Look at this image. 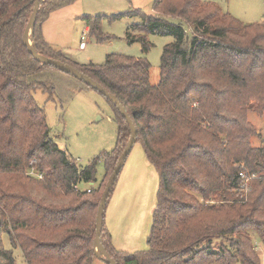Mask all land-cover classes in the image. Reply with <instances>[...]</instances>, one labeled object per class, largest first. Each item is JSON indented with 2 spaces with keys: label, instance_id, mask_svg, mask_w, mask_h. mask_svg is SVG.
Masks as SVG:
<instances>
[{
  "label": "trees",
  "instance_id": "obj_1",
  "mask_svg": "<svg viewBox=\"0 0 264 264\" xmlns=\"http://www.w3.org/2000/svg\"><path fill=\"white\" fill-rule=\"evenodd\" d=\"M32 1L0 0V264H15L3 235L25 264H92L104 190L90 184L99 163L107 183L130 128L105 98L117 125L115 148L83 168L50 138L33 93L52 100L58 81L71 94L92 89L28 52L23 33ZM75 1L40 4L35 52L70 65L117 98L136 127L135 144L158 176L148 248L115 250L103 221L100 238L108 257L116 264H264V146H252L259 135L248 121L249 112L264 118V21L243 24L202 0H156L155 15L130 13L141 22L126 40L141 44L144 55L151 49L148 35L174 39L163 48L154 86L145 57L109 54L102 65L78 64L46 44L42 24ZM103 17L83 18L98 43L109 39L100 31ZM242 171L255 176L246 196L239 192ZM77 185L87 188L75 190Z\"/></svg>",
  "mask_w": 264,
  "mask_h": 264
},
{
  "label": "rangeland",
  "instance_id": "obj_2",
  "mask_svg": "<svg viewBox=\"0 0 264 264\" xmlns=\"http://www.w3.org/2000/svg\"><path fill=\"white\" fill-rule=\"evenodd\" d=\"M156 0H76L72 4L52 12L42 24L43 39L50 48L71 56L79 64L102 65L106 55L118 54L132 58H146L150 64L149 81L151 85L159 81L160 57L164 46L174 42L172 37L148 35L151 49L144 55L139 43L129 44L126 34L130 27L139 24L138 11L145 15H155ZM219 7L243 24L264 21V0H202ZM126 13H129L126 15ZM126 15L110 20L114 15ZM103 17L100 31L109 39L98 43L89 33H83L86 24L84 17ZM108 16V17H107ZM172 23H179L169 19ZM187 34L190 29L186 27ZM86 38L85 46L80 48L81 36ZM30 43L34 48L32 36ZM67 54V55H66ZM56 98L50 100L40 90L33 93L36 104L43 109L50 138L77 162L79 168L85 167L103 152L115 148L117 125L114 112L99 93L87 89L70 92L62 82L56 83ZM248 121L254 125L258 136L251 139L253 147L264 146V118L252 112ZM30 175H34L29 172ZM97 181L90 187L102 192L105 184L103 165L97 168ZM108 180V179H107ZM80 188L86 189L87 185ZM89 188V187H88ZM158 176L149 164L142 146L133 145L122 167L104 212L105 228L110 234L112 247L117 251L136 253L145 251L150 234L152 212L156 205ZM253 243L256 253L262 257V249L255 236ZM4 248L12 251L15 264H25L21 252L13 249L7 235L2 236ZM92 264H106L100 259Z\"/></svg>",
  "mask_w": 264,
  "mask_h": 264
},
{
  "label": "water",
  "instance_id": "obj_3",
  "mask_svg": "<svg viewBox=\"0 0 264 264\" xmlns=\"http://www.w3.org/2000/svg\"><path fill=\"white\" fill-rule=\"evenodd\" d=\"M43 1L44 0H33L32 1L34 3V7L32 10L31 16L28 20V23L26 25V28L24 30V33H23V42H24V45L27 48L28 52L33 56V58L36 61H38L44 65L53 66L54 68L58 69L59 71L71 75L75 79L83 82L86 86L90 87L93 91H95V92L99 93L100 95H102L103 97H105L113 106L116 107L119 114L121 115L122 118L125 119L128 127L130 128V133H131L130 139L128 141L127 146L125 147L122 154L120 155L117 165L115 166L114 170L112 171L111 175L108 178V181H107L105 189L102 193L100 203H99V206H98L97 212H96V217H95V239H94V244H93L94 254L96 255V257L98 259L102 260L106 264H116L115 261H113L112 259H110L108 257V254H107L105 248L103 247V245L101 243L100 237H101V232H102V227H103L104 212L106 209L107 200H108L110 192L114 186V183H115L122 167L124 166L126 158L128 157L133 145L135 144L137 130H136V127H135L134 123L132 122L129 114L126 112V109L119 103V101L117 100V98L115 96L110 94L101 85H99L97 82H95L94 80H92L88 76L84 75L83 73H81L77 69L71 67L70 65L62 63V62L57 61V60H52L50 58L41 56L35 52V49L33 48V46L30 43V40H31L30 37L33 34V26H34V23L36 20V16H37L40 4ZM90 185H92V184H90Z\"/></svg>",
  "mask_w": 264,
  "mask_h": 264
},
{
  "label": "built area",
  "instance_id": "obj_4",
  "mask_svg": "<svg viewBox=\"0 0 264 264\" xmlns=\"http://www.w3.org/2000/svg\"><path fill=\"white\" fill-rule=\"evenodd\" d=\"M84 33H87V32H84ZM80 40H81L80 49H82L85 46V41H86L85 36L82 35ZM31 173L34 174L33 171ZM36 177L38 179H40L41 175L40 174L36 175ZM239 178H240V180H242V182L239 185V192L244 194V196H246V193L248 191V184H249L251 179L255 178V176L253 175L251 177H246L245 173L242 171V172H239ZM74 189L78 190V189H80V187L77 185V186H74ZM87 192H89V189H87Z\"/></svg>",
  "mask_w": 264,
  "mask_h": 264
},
{
  "label": "crops",
  "instance_id": "obj_5",
  "mask_svg": "<svg viewBox=\"0 0 264 264\" xmlns=\"http://www.w3.org/2000/svg\"><path fill=\"white\" fill-rule=\"evenodd\" d=\"M87 30H88V28H87V27H85V28H84V31H83V33H84V32H87ZM79 49H80V48H79ZM63 54H64V53H63ZM66 55H67V54H66ZM67 56L69 57V59H70V60H72V61H74V62L78 63V62H77V61H75V60H74V59H73L71 56H69V55H67ZM78 64H79V63H78ZM155 85H157V84H154V86H155Z\"/></svg>",
  "mask_w": 264,
  "mask_h": 264
}]
</instances>
